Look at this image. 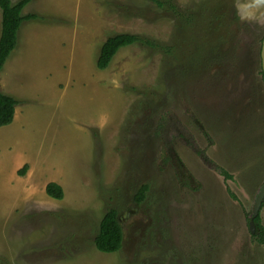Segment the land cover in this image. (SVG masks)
<instances>
[{"label": "rangeland", "instance_id": "rangeland-1", "mask_svg": "<svg viewBox=\"0 0 264 264\" xmlns=\"http://www.w3.org/2000/svg\"><path fill=\"white\" fill-rule=\"evenodd\" d=\"M159 1L21 10L38 18L0 69L17 101L0 126V264H264L248 221L264 182V27L239 20L242 0ZM120 33L145 41L98 69ZM110 208L123 239L104 253L93 238ZM258 212L264 226V198Z\"/></svg>", "mask_w": 264, "mask_h": 264}, {"label": "trees", "instance_id": "trees-1", "mask_svg": "<svg viewBox=\"0 0 264 264\" xmlns=\"http://www.w3.org/2000/svg\"><path fill=\"white\" fill-rule=\"evenodd\" d=\"M29 1L30 0H16L14 3H11L10 0H0V69L16 45L17 32L21 23L26 20L38 18L36 14L21 13V10ZM149 1L157 4L161 3L159 0ZM144 41L145 40L141 37L129 33H120L107 37L100 47L96 59V67L98 69H104L118 49L134 42ZM16 105L17 101L11 95L3 93L0 89V126L8 125L12 122ZM200 155L201 157L203 156L201 153ZM204 159L207 160L206 158ZM208 161L207 164L214 167L224 178H230V175L224 169L210 163V160ZM25 168L26 165L24 164L22 168L18 170V174H21ZM146 191V185H141L138 188L134 197L136 202H140L144 199ZM45 193L54 199H61L63 196L61 186L55 182H48L45 185ZM248 218L256 225L255 233L251 235V238L258 244H264V226L260 223L259 214L253 216L252 212H250ZM122 239L123 232L118 220V213L115 209L110 208L102 215L99 221L97 233L93 238L94 246L100 252H116L122 245Z\"/></svg>", "mask_w": 264, "mask_h": 264}, {"label": "clouds", "instance_id": "clouds-1", "mask_svg": "<svg viewBox=\"0 0 264 264\" xmlns=\"http://www.w3.org/2000/svg\"><path fill=\"white\" fill-rule=\"evenodd\" d=\"M234 7L241 22L264 27V0H242L234 4Z\"/></svg>", "mask_w": 264, "mask_h": 264}, {"label": "water", "instance_id": "water-1", "mask_svg": "<svg viewBox=\"0 0 264 264\" xmlns=\"http://www.w3.org/2000/svg\"><path fill=\"white\" fill-rule=\"evenodd\" d=\"M260 60H261L262 80L264 84V37L262 39L261 48H260ZM263 198H264V182L260 186V189L258 190L255 196L253 210L251 211L253 216L258 214ZM254 227H255L254 222L250 220L249 221L250 234L254 232Z\"/></svg>", "mask_w": 264, "mask_h": 264}, {"label": "flooded vegetation", "instance_id": "flooded-vegetation-1", "mask_svg": "<svg viewBox=\"0 0 264 264\" xmlns=\"http://www.w3.org/2000/svg\"><path fill=\"white\" fill-rule=\"evenodd\" d=\"M259 189H260V188H259ZM258 214H259V212H258ZM250 220H251V219L248 218V221H250ZM260 223H261V222H260ZM254 225H255V224H254ZM261 225H262V224H261ZM255 230H256V225H255V227H254V232H253L252 234L255 233ZM252 234H251V235H252ZM255 242H256V241H255Z\"/></svg>", "mask_w": 264, "mask_h": 264}]
</instances>
